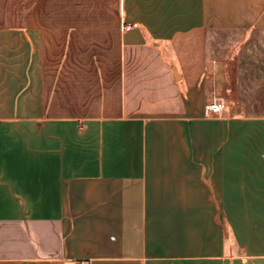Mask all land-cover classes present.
Returning a JSON list of instances; mask_svg holds the SVG:
<instances>
[{"label": "crops", "instance_id": "0c3cea01", "mask_svg": "<svg viewBox=\"0 0 264 264\" xmlns=\"http://www.w3.org/2000/svg\"><path fill=\"white\" fill-rule=\"evenodd\" d=\"M117 14L101 86L0 18V264H264V0Z\"/></svg>", "mask_w": 264, "mask_h": 264}, {"label": "rangeland", "instance_id": "374dc122", "mask_svg": "<svg viewBox=\"0 0 264 264\" xmlns=\"http://www.w3.org/2000/svg\"><path fill=\"white\" fill-rule=\"evenodd\" d=\"M119 0H0L3 23L34 25L40 55L50 59L52 70L99 71L100 86L117 71L112 39L116 33ZM234 34L210 30L208 49L217 56L219 43ZM112 58V59H110ZM66 70V71H65ZM97 86V85H94ZM97 91V90H96Z\"/></svg>", "mask_w": 264, "mask_h": 264}, {"label": "built area", "instance_id": "2783aa9c", "mask_svg": "<svg viewBox=\"0 0 264 264\" xmlns=\"http://www.w3.org/2000/svg\"><path fill=\"white\" fill-rule=\"evenodd\" d=\"M137 23L136 22H125L123 24V29L124 30H129L131 28H135L137 27ZM224 107V102L221 99H215L212 102H209L206 105V113L207 112H211V113H219L221 112V110ZM76 264H89L88 261L86 260H79L77 261Z\"/></svg>", "mask_w": 264, "mask_h": 264}]
</instances>
